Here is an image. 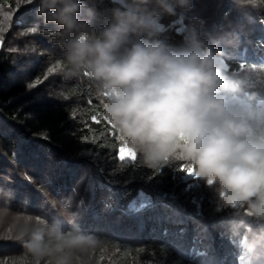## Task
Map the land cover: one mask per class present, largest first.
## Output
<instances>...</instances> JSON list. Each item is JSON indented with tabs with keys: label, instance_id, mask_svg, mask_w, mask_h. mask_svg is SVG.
<instances>
[{
	"label": "trees",
	"instance_id": "obj_1",
	"mask_svg": "<svg viewBox=\"0 0 264 264\" xmlns=\"http://www.w3.org/2000/svg\"><path fill=\"white\" fill-rule=\"evenodd\" d=\"M26 1L0 0V6L13 8ZM108 6V0L103 5L84 0L79 19L98 31L107 23L103 8ZM38 8L39 0L18 15L23 30L39 25L55 32L58 26L44 24ZM179 18L164 16L167 21L161 22L169 25ZM193 18L205 22L203 37L224 49L228 72L246 77L247 90L264 96V0H193L183 19L191 23ZM40 35L49 65H37L31 73L40 80L50 76V82L38 87L39 93L49 91L50 96L35 104L27 101L25 111L33 110L29 117L14 107L30 96L27 89L19 84L0 87V121L9 133L2 140L3 153L30 179L17 178L13 185L0 177V203L8 202L12 210L43 217L66 231L78 229L101 238L91 256L77 257L76 264H243L240 237L246 231L259 232L264 225L245 218L242 210L217 211L215 194L203 181L201 188L187 190L179 170L182 162L166 164L157 172L145 167L139 155L121 161L120 149L129 146L104 119L95 85L86 75L65 79L62 37ZM163 37L171 42L182 39L174 26ZM16 56L11 51L0 54V79L27 68ZM82 175L90 203L82 201L86 196L78 189ZM66 195L78 199L75 216L68 215L71 222L54 207L64 202L56 197ZM87 207L93 215L77 216ZM236 224L243 225L239 236L232 233ZM20 258L32 264L25 253Z\"/></svg>",
	"mask_w": 264,
	"mask_h": 264
},
{
	"label": "clouds",
	"instance_id": "obj_2",
	"mask_svg": "<svg viewBox=\"0 0 264 264\" xmlns=\"http://www.w3.org/2000/svg\"><path fill=\"white\" fill-rule=\"evenodd\" d=\"M83 3L39 0L37 16L58 28L32 25L22 35L62 37L64 78L93 82L104 116L145 167L159 172L182 162L180 171L191 168L188 175L213 190L217 211L242 210L264 225V96L228 72L224 49L202 35L203 20L193 18L177 42L163 37L162 18H183L193 0H108L98 31L79 19ZM242 226H233L234 236ZM0 240L20 243L32 264H76L101 244L94 234L14 212L8 202L0 203ZM239 245L243 264H264V229L246 231Z\"/></svg>",
	"mask_w": 264,
	"mask_h": 264
},
{
	"label": "rangeland",
	"instance_id": "obj_3",
	"mask_svg": "<svg viewBox=\"0 0 264 264\" xmlns=\"http://www.w3.org/2000/svg\"><path fill=\"white\" fill-rule=\"evenodd\" d=\"M87 1H92V0H87ZM38 0H35V2L29 4L26 2H17L15 3V6L12 7H1L0 6V28H3L4 31L0 33V36L3 37V42L0 44V54H2L3 51H11L15 55H17V61L23 66H26L27 68L17 70L20 74L17 76L12 75L9 79L8 78H3L0 79V87H9L11 85H22L24 88L27 89V94L30 95L27 97L26 100H20L17 102V104L14 107H18V112H26L24 114L25 116L31 117L32 109H29L28 112L25 111V106L30 105L28 102L32 103H39L41 101V98L49 97V91H42L39 93L38 87L43 85L46 82H50V76L43 77L41 80L37 79L34 75H32L31 72H33L34 67L37 65H44L48 66L49 61L46 56V51L43 50V47L41 46L39 37L41 36L40 33H37L35 35H22L23 31V24H19L20 21L18 20V15L26 10V7L30 6H35L37 4ZM4 13H11V19L10 20H5L4 19ZM200 18V17H199ZM164 19V17L162 18ZM164 21H167V19H164ZM207 22V21H206ZM23 23V22H22ZM163 28H162V33H167L171 27L174 26V31L177 34H180L182 36L183 30L186 25L190 24V22H187L183 18H179L175 21L170 20V24L167 25L165 23H162ZM205 24V22H204ZM235 27L234 23L231 21L230 26ZM240 27V24H237ZM32 26V25H30ZM206 32V31H205ZM206 39V38H205ZM26 45H34L36 51L31 54H24L23 49L25 48ZM19 55V56H18ZM21 56V57H20ZM25 71V72H24ZM28 71V72H26ZM48 72V71H47ZM49 73V72H48ZM47 73V74H48ZM49 75H52L49 73ZM38 91V92H37ZM31 93H34L31 97ZM28 101V102H27ZM8 130L4 126H2L1 121H0V177H3L5 181H12L13 185L15 184V180L18 179H25V180H30L26 177H24L23 172H18L15 170L16 166L13 165V163L10 161V159L7 156H4L3 151H5V147L3 145V138L7 140L9 137L8 135ZM3 140V141H2ZM128 149L130 148H125V157L128 152ZM120 156V153H119ZM130 157V155H128ZM127 157V158H128ZM18 172V173H17ZM31 178V177H30ZM182 180L186 184L187 190L193 188V187H202V181L199 180L198 178H195L194 176L188 175L187 173L183 172ZM87 178L85 175H82L80 180H79V185L78 189L80 188L82 190V194H84L86 197L85 199H82L83 202H89L88 198L90 197V190H87L84 192L85 189V184H86ZM17 185V184H16ZM89 188L91 187V183H88ZM21 188L23 186H20ZM88 187V186H87ZM24 191V188H22ZM78 197V196H77ZM79 198V197H78ZM56 199H60V201H64L61 205V202H57L54 207L57 209H61L62 211H65L64 213H67L68 215H74V210L77 208V200L78 199H72L71 195H66V196H60L56 197ZM81 199V198H80ZM203 199V198H202ZM101 199L95 200V204L98 203V209L102 210L104 208L103 203H100ZM1 201V200H0ZM59 201V200H58ZM85 206V203H83ZM63 207V209L61 208ZM88 209L83 211L80 214H76L77 216L82 215L85 218H88L91 215H93L92 211L93 209L90 210L89 207ZM45 209V208H44ZM14 212H18L17 209L13 210ZM87 211V212H86ZM73 212V213H71ZM99 212V211H98ZM75 216V215H74ZM117 221V220H113ZM118 222V221H117ZM116 223V222H115ZM119 223V222H118ZM13 243V244H9ZM11 245L10 247L7 246ZM24 252V249L22 248V245L18 242L12 241V240H0V264H25L28 263L26 262L25 259L20 258V256Z\"/></svg>",
	"mask_w": 264,
	"mask_h": 264
},
{
	"label": "snow or ice",
	"instance_id": "obj_4",
	"mask_svg": "<svg viewBox=\"0 0 264 264\" xmlns=\"http://www.w3.org/2000/svg\"><path fill=\"white\" fill-rule=\"evenodd\" d=\"M27 3L31 4V3H33V2H32V0H27ZM4 19H5V20H10V19H11V13H4ZM3 31H4V29H3V28H0V33H2ZM2 42H3V37L0 36V44H2ZM92 119L95 120L96 117L93 116ZM104 119L107 120V118H106L105 116H104ZM107 121H108V120H107ZM108 122L110 123V121H108ZM128 153H129V155H130L133 159L135 158V153L132 152L131 149H128ZM119 159H120L121 161H123V160L125 159V148H123V147L120 149V156H119ZM192 171H193V170H192L191 168H188L187 166H185L183 172H185V173L188 174V173H191Z\"/></svg>",
	"mask_w": 264,
	"mask_h": 264
},
{
	"label": "water",
	"instance_id": "obj_5",
	"mask_svg": "<svg viewBox=\"0 0 264 264\" xmlns=\"http://www.w3.org/2000/svg\"><path fill=\"white\" fill-rule=\"evenodd\" d=\"M129 153L127 152L126 157H128Z\"/></svg>",
	"mask_w": 264,
	"mask_h": 264
}]
</instances>
